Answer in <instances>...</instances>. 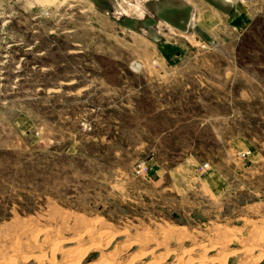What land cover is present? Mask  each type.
Returning a JSON list of instances; mask_svg holds the SVG:
<instances>
[{
	"label": "rangeland",
	"instance_id": "obj_1",
	"mask_svg": "<svg viewBox=\"0 0 264 264\" xmlns=\"http://www.w3.org/2000/svg\"><path fill=\"white\" fill-rule=\"evenodd\" d=\"M262 233L264 0H0L1 264H264Z\"/></svg>",
	"mask_w": 264,
	"mask_h": 264
},
{
	"label": "bare ground",
	"instance_id": "obj_2",
	"mask_svg": "<svg viewBox=\"0 0 264 264\" xmlns=\"http://www.w3.org/2000/svg\"><path fill=\"white\" fill-rule=\"evenodd\" d=\"M46 232V231H45ZM47 232H49V231H47ZM173 232V231H172ZM87 234L86 235H93V233H92V231H87L86 232ZM54 234V233H53ZM101 235V234H100ZM169 235V234H168ZM259 235V234H258ZM257 235V236H258ZM264 234L262 233V235L260 236L259 235V237L258 238H256L257 240H256V242L258 243V247L259 248H262L263 247V249H264V236H263ZM48 236H51V235H48ZM83 236H85V235H83ZM82 236V237H83ZM98 236H99V234H98ZM149 236V235H148ZM167 236V235H166ZM222 236V235H221ZM47 237V236H46ZM62 237V236H61ZM145 237V236H144ZM76 238V237H75ZM92 238V237H91ZM94 238V237H93ZM92 238V239H93ZM226 238V237H225ZM80 239H81V237L79 238V241H80ZM253 239V238H252ZM53 240V239H52ZM83 240V239H82ZM143 240V239H142ZM152 240V239H151ZM86 241V240H85ZM146 241V240H145ZM225 241V240H224ZM229 241V240H228ZM228 241H227V243H228ZM251 241V240H250ZM54 242V241H53ZM52 242V243H53ZM93 242V241H92ZM252 242H254V241H252ZM252 242H250V243H252ZM133 243V242H132ZM141 243V242H140ZM145 243V242H144ZM147 243V242H146ZM166 243V242H165ZM226 243V242H225ZM224 243V244H225ZM141 244H143V243H141ZM151 244V243H150ZM149 244V245H150ZM153 244V243H152ZM55 245V244H54ZM54 245H53V248L52 249H54ZM61 245V244H60ZM154 245H155V243H154ZM128 246H130L129 244H128ZM214 246H216V245H214ZM224 246V245H223ZM56 247V246H55ZM58 247V246H57ZM78 247V246H77ZM96 247H98V246H96ZM225 247V246H224ZM86 249L88 248V247H85ZM220 248H222V246L220 245V247H219V249ZM255 248V247H254ZM257 248V247H256ZM41 249V248H40ZM52 249H51V251H52ZM153 249V248H152ZM211 249V248H210ZM253 249V248H252ZM262 249V250H263ZM58 250V249H57ZM60 250V249H59ZM73 250H75V249H73ZM79 250V249H78ZM94 250V249H93ZM190 250V249H189ZM66 251V250H65ZM82 251V250H81ZM182 251V250H181ZM187 251V250H186ZM205 251H207V250H205ZM63 252V251H62ZM70 252H72V251H70ZM69 252V253H70ZM78 252V251H77ZM79 252H80V250H79ZM118 252H120V251H118ZM127 252V251H126ZM153 252V251H152ZM220 252V251H219ZM65 253V252H64ZM63 253V254H64ZM69 253H66V256H68L69 255ZM81 253V252H80ZM142 253H144L143 251H142ZM178 253V252H177ZM241 255H242V257L243 258H249V257H251L252 256V254H253V252L252 251H250V250H248V249H244V250H242L241 252ZM15 254V253H14ZM70 254H72V253H70ZM137 254V253H136ZM202 254V253H201ZM219 254V253H218ZM263 254V253H262ZM78 255V254H77ZM76 254H75V256H77ZM145 255V254H144ZM224 255V254H223ZM259 255V254H258ZM264 255V254H263ZM66 256H64V257H66ZM69 256H72V255H69ZM79 256V255H78ZM78 256H77V259H78ZM136 256V255H135ZM40 257V259H41V257L42 256H38V258ZM74 257V256H73ZM80 257V256H79ZM117 257V256H116ZM178 257V256H177ZM37 258V259H38ZM68 258V257H67ZM126 258V257H125ZM208 257H206L205 255L204 256H197V257H194V258H188L189 259V261L191 262V263H193V264H209L210 262H209V260L207 259ZM259 258V257H258ZM40 259H38V260H40ZM44 259V258H43ZM42 259V260H43ZM53 260V258H50V260ZM70 259H71V257H70ZM69 259V260H70ZM76 259V260H77ZM111 259V258H110ZM119 259H120V257H119ZM138 259L139 260H141V259H143L142 257H139L138 256ZM156 259V258H155ZM188 259H187V261H188ZM41 260V261H42ZM48 260V259H47ZM73 260H75V258H73ZM73 260L71 261V262H73ZM81 260V259H80ZM116 259L115 258H113V259H111V260H100L99 262H98V264H119V263H124L123 261L122 262H117V261H120V260H118L117 259V261H115ZM4 261V260H3ZM10 261H13V260H10ZM63 261V260H62ZM93 261V260H92ZM91 261V262H92ZM131 261V260H130ZM135 261V260H134ZM182 261V260H181ZM250 261H252V260H250ZM39 262V261H38ZM45 262V261H44ZM48 262H49V260H48ZM51 262H54V261H51ZM70 262V264H75V262L74 263H71ZM91 262H89V263H91ZM129 262V261H128ZM128 262H127V264H128ZM159 262V261H158ZM158 262L157 261H152V262H150V264H158ZM209 262V263H208ZM211 262H212V260H211ZM16 263V262H15ZM39 263H42V262H39ZM63 263V262H62ZM93 263V262H92ZM132 263V262H131ZM181 263V262H180ZM179 263V264H180ZM225 262H223V261H221V262H214V263H210V264H224ZM246 263V262H245ZM1 264V263H0ZM38 264V263H37ZM50 264V263H49ZM94 264H95V262H94ZM130 264V263H129ZM147 264V263H146ZM149 264V263H148ZM160 264V263H159ZM184 264V263H183ZM255 264V263H254Z\"/></svg>",
	"mask_w": 264,
	"mask_h": 264
},
{
	"label": "crops",
	"instance_id": "obj_3",
	"mask_svg": "<svg viewBox=\"0 0 264 264\" xmlns=\"http://www.w3.org/2000/svg\"><path fill=\"white\" fill-rule=\"evenodd\" d=\"M222 10L227 12L226 18L231 23H234L236 25V28L241 29L242 27H245L254 17H255V11H243V9H239L238 6H235V8H232L230 6H227L226 4H222L220 6ZM210 7L208 12L209 14L213 15V9ZM215 17V14L212 16ZM224 18V17H223Z\"/></svg>",
	"mask_w": 264,
	"mask_h": 264
}]
</instances>
